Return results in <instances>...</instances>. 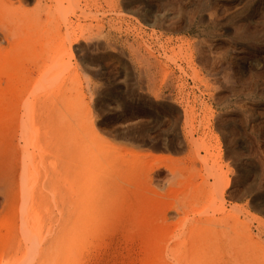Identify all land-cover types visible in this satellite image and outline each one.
Listing matches in <instances>:
<instances>
[{"label": "rangeland", "instance_id": "obj_1", "mask_svg": "<svg viewBox=\"0 0 264 264\" xmlns=\"http://www.w3.org/2000/svg\"><path fill=\"white\" fill-rule=\"evenodd\" d=\"M25 1L0 0V264H264V0Z\"/></svg>", "mask_w": 264, "mask_h": 264}, {"label": "bare ground", "instance_id": "obj_2", "mask_svg": "<svg viewBox=\"0 0 264 264\" xmlns=\"http://www.w3.org/2000/svg\"><path fill=\"white\" fill-rule=\"evenodd\" d=\"M24 1H25V0H23V2H24ZM25 2H26V1H25ZM27 2H28V1H27ZM42 2H43V1H42ZM20 6H21V5H20ZM92 123H94V122H92ZM90 126H91V125H90ZM91 127H92V126H91ZM95 127H96V125H95ZM96 128H97V127H96ZM96 128H95V129H96ZM97 130H98V129H97ZM95 134H96V136L99 135L98 132H97V133L95 132ZM101 134H102V133H101ZM102 135H103V134H102ZM122 147H123V146H122ZM122 147H121V148H122ZM122 149H123V151L125 150V148H122ZM122 149H121V150H122ZM128 150H129V149H128ZM125 151H126V150H125ZM134 152H137V150H135ZM139 152H140V151H139ZM128 153H129L130 155H134L133 151L128 152ZM142 154H146V153H142ZM147 155L152 157L153 154H152V153H147ZM147 155H145V156L148 157ZM155 155H156V154H154V156H155ZM157 155H160V156H159V157H160V160H159V159H156V156H157ZM157 155L155 156V158L152 157V159H154V160H159V161H158V162H159V165H160L161 163H164V161H165V163H168V160H167V162H166V159H165L164 161L162 160L163 162L161 161V156H162L161 154H157ZM139 157H140V156H139ZM159 157H157V158H159ZM163 157H164V155H163ZM163 157H162V159H163ZM142 158L144 159L145 157L142 156ZM173 158H174V157H173ZM173 158L171 157L172 160H173ZM145 159H146V158H145ZM145 159H144V161H145ZM148 159H150V157H149ZM148 159H146V160H148ZM174 160H175V159H174ZM160 161H161V162H160ZM169 161H170V160H169ZM142 162H143V161H142ZM169 163H170V162H169ZM171 163L174 164V165H176V164L174 163V161L171 162ZM171 163H170V165H171ZM177 163L179 164V162H177ZM151 164H152L153 166L156 165V164L154 165L153 163H151ZM153 166H151V167H153ZM151 167H150V168H151ZM165 167H166V166H165ZM159 168H160V167H159ZM169 168H170V167H169ZM145 172H146V171H145ZM148 173H149V172H148ZM148 173H147V174H148ZM173 173H175L174 170H173ZM176 173H177V172H176ZM176 173H175V174H176ZM3 174H4V173H3ZM149 174H150V173H149ZM153 174H154V173H152V175H153ZM177 174H178V173H177ZM177 174H176V175H177ZM179 175H180V173L177 175V178H178ZM0 176H2V179L4 180L3 177L5 176V174H4V175H0ZM8 177H10V176H8ZM10 178H11V177H10ZM2 179H0V180H2ZM5 179H6V177H5ZM152 179H153V178H152ZM152 179H151V181H152ZM171 179L176 180V178H174V177H173V178L171 177ZM171 179H169V181H171ZM8 180H9V178H8ZM6 181H7V180H6ZM11 181H14V180L12 179ZM172 181H173V180H172ZM9 182H10V181H9ZM9 182H8V185H10ZM149 182H150V181H149ZM152 182H153V181H152ZM174 182H175V181H174ZM2 183H3V182H2ZM11 183H12V182H11ZM167 183H170V182H167ZM178 183H179V182H178ZM181 183H182V181H181ZM181 183H180V184H181ZM5 184H6V182H5ZM150 184H151V182H150ZM183 185H184V184H183ZM3 186H4V185H3ZM10 186H11V185H10ZM151 186H152V185H151ZM8 187H9V186H8ZM11 187H13V186H11ZM6 188H7V186H5V189H6ZM172 188H173V187H172ZM3 189H4V187H3ZM161 189H162V188H161ZM172 190H173V189H171V191H172ZM6 192H7V191H6ZM164 192H166V191H164ZM8 193L10 194L11 192H7L6 194L9 195ZM221 193H222V192H221ZM6 194H5V195H6ZM222 194H223V193H222ZM222 194H221V199L225 202L226 198L223 199V198H222V197H223ZM3 195H4V194H3ZM3 198H4V196H3ZM6 198H7V197H6ZM6 198H5V199H6ZM15 198H16V197H15ZM7 201L9 202V200H7ZM1 202H2V201H1ZM10 202H11V201H10ZM224 202H221V203L223 204ZM5 204L8 205L6 201H5ZM10 204H11V203H10ZM235 204H236V203H235ZM224 205H225V204H224ZM224 205H223V206H224ZM233 205H234V203H233ZM236 205H237V204H236ZM236 205H234V206H236ZM173 206H174V205H173ZM223 206H222V208L225 207V206H224V207H223ZM230 206H231V205H230ZM2 207H3V206H2ZM237 207H238V206H237ZM237 207H233V208H234L233 210H235L236 212H238L237 209H236ZM7 208H8V207H7ZM169 208H171V206H170ZM241 208H242V207H241ZM220 209H221V208H220ZM230 209H231V208H229V210H230ZM239 209H240V207L238 208V210H239ZM245 209H246V208H245ZM0 210H2V208H0ZM223 210H224V209H223ZM227 210H228V209H227ZM4 211H5V210H3V212H4ZM220 211H222V210H220ZM235 211H234V212H235ZM242 211H243V209H242ZM244 211H245V210H244ZM244 211H243V212H244ZM6 212H7V211H6ZM223 212H224V211H223ZM223 212H221V213H222L223 216H224L225 212H224V213H223ZM230 212H232V209H231ZM230 212L228 211V213H226L227 215L225 214V216L228 217V215H230V214L233 213V212H232V213H230ZM240 212H241V211H240ZM240 212H239V214H240ZM4 213H5V212H4ZM4 213H3V214H4ZM246 213H247V212H246ZM246 213H245V214H246ZM10 214H11V213H10ZM14 214H15V213H14ZM242 214H243V213H241V215H242ZM248 214H251V213L248 212ZM11 215H12V214H11ZM232 215H233V214H232ZM230 216H231V215H230ZM233 216H235V215H233ZM9 217H10V216H9ZM11 217H12V216H11ZM235 217H236V216H235ZM219 218H220V217H219ZM254 218H255V216H254ZM10 219H11V218H10ZM10 219H9V220H10ZM227 219H228V218H227ZM236 219H237V217H236ZM238 219H239V218H238ZM258 219H260V218H258ZM218 220H219V219H218ZM234 220H235V219H234ZM10 221H11V220H10ZM10 221H9V223H10ZM258 221H260V220H258ZM9 223H8V219H7L6 217H3V218L0 219V234H1V235H0V236H1L0 240H2V239L5 240V237L7 238L9 230H8V232H7V230H5L7 233H5V232L3 231L5 234H7V236H5V234H4V236H2V235H3V234H2L3 232L1 233V230H2V229H5V228L7 229L8 225H10ZM245 223H246V222H245ZM245 223H244V224H245ZM243 226H244V225H243ZM245 226H247V225H245ZM248 226H249V225H248ZM248 226L246 227V229H249ZM244 228H245V227H244ZM237 229H238V228H237ZM241 229H242V228H241ZM246 229H245V230H246ZM251 231H252V230H251ZM251 231H250V233H251ZM237 232H238V231H237ZM246 232H249V231L246 230ZM246 232H245V234H246ZM259 232H260V231H259ZM250 233H248V235H249ZM242 234H243V233H242ZM245 234H244V235H245ZM259 234H260V233H259ZM251 236H253V235L251 234ZM3 237H4V238H3ZM258 237H259V235H258ZM248 238H249V237H248ZM255 238H256V237H255ZM259 238H260V237H259ZM256 239L258 240V238H256ZM260 239L262 240V238H260ZM4 240H3V241H4ZM251 240H254L253 237L251 238ZM261 240L259 241L260 243H261ZM263 240H264V239H263ZM3 241H2V242L0 241L1 244L3 243ZM247 242H248V240H247ZM255 242H256V241H255ZM262 242H263V241H262ZM263 243H264V242H263ZM263 243H261V244H263ZM241 244H242V243H241ZM258 244H259V243H258ZM251 246H252V245H251ZM256 247H257V246H256ZM262 247L264 248V245H263ZM262 247H260V248H262ZM263 248H262V249H263ZM258 249H259V248H258ZM255 253H256V252H255Z\"/></svg>", "mask_w": 264, "mask_h": 264}]
</instances>
